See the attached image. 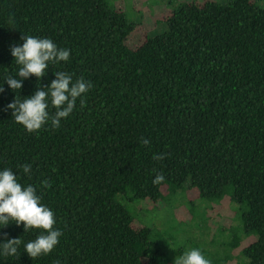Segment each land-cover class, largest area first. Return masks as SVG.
Masks as SVG:
<instances>
[{"label": "trees", "instance_id": "trees-1", "mask_svg": "<svg viewBox=\"0 0 264 264\" xmlns=\"http://www.w3.org/2000/svg\"><path fill=\"white\" fill-rule=\"evenodd\" d=\"M174 5L150 34L111 0H0V169L36 188L63 233L32 259L24 243L42 230L11 223L0 232L23 243L0 264H174L127 205L155 206L181 191L182 221L196 219V199L225 202L214 211L226 221L198 243L210 264H264V0ZM23 35L71 54L13 91L3 81L18 68L10 47ZM56 71L93 87L60 127L28 132L7 105ZM157 175L164 179L153 183ZM201 218L204 229L209 213Z\"/></svg>", "mask_w": 264, "mask_h": 264}, {"label": "clouds", "instance_id": "clouds-1", "mask_svg": "<svg viewBox=\"0 0 264 264\" xmlns=\"http://www.w3.org/2000/svg\"><path fill=\"white\" fill-rule=\"evenodd\" d=\"M23 43L12 45L10 53L18 66L14 74L5 76L3 83L14 91L21 89L23 82L31 76L42 80L50 68V65H58L60 62H68L71 50L58 47L51 38L23 35ZM55 79L46 87L37 86L30 96L23 100L15 98L7 105L11 109L14 121L22 125L28 132L40 130L46 124L53 128L60 127L61 120L73 113L79 100L84 106L85 96L93 87L91 81L83 77L73 80L71 74L64 71L54 72ZM4 91L0 86V93ZM54 108V114L49 108ZM145 145L149 140H143ZM162 159L163 156H155ZM23 173H31V165L22 166ZM164 179L157 175L153 183H159ZM47 185V181L43 182ZM15 223L17 226L23 223L25 232L30 229L42 231L34 240L24 243V252L34 259L41 255H48L59 244L62 231L55 228V213L47 205L41 202V197L31 184L22 185L11 168L0 169V229ZM23 243L20 238H9L7 233L0 232V257L15 256L19 245ZM174 264H210V261L202 254L199 248H189L175 257Z\"/></svg>", "mask_w": 264, "mask_h": 264}, {"label": "rangeland", "instance_id": "rangeland-1", "mask_svg": "<svg viewBox=\"0 0 264 264\" xmlns=\"http://www.w3.org/2000/svg\"><path fill=\"white\" fill-rule=\"evenodd\" d=\"M113 4H119L124 7L128 18L136 22H144L145 25L150 27V34L160 32L164 29L162 23L159 24L158 17L165 11L171 9L175 2L189 1V0H111ZM159 24V26H158ZM191 195V193H190ZM189 195V196H190ZM177 198V199H176ZM176 198L166 201H160L158 207L147 200H139L135 202V205H127L133 215L140 222L149 225L155 229V238L160 240V246L166 253V256H170L172 261L176 256H179V249L184 252L189 248H198V243L206 245L208 240L217 232L218 223L225 222L227 215L218 216L215 214V209L221 206L225 202L213 201V200H194L196 208V219H191V213L189 217H186L182 221L183 215L188 214L185 212L187 205L185 201L186 191H181L176 195ZM121 199V198H120ZM122 200V199H121ZM182 205V206H181ZM174 208H171V207ZM207 211L210 218L207 220V225L203 222L204 229H200L196 224L199 222L201 215ZM206 218L204 219V221ZM181 221L182 223L180 224ZM166 227V228H165ZM165 228V230H162ZM249 237L245 244L251 241Z\"/></svg>", "mask_w": 264, "mask_h": 264}]
</instances>
